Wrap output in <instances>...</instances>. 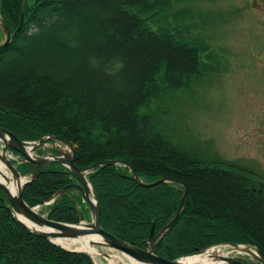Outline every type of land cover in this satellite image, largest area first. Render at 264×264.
<instances>
[{
  "label": "trees",
  "instance_id": "1",
  "mask_svg": "<svg viewBox=\"0 0 264 264\" xmlns=\"http://www.w3.org/2000/svg\"><path fill=\"white\" fill-rule=\"evenodd\" d=\"M22 1L0 0L11 33ZM169 2L26 0L22 24L0 52V125L25 140H70L80 167L119 159L144 181L174 178L144 186L123 163L90 169L100 225L119 238L144 247L152 221L158 231L173 216L185 184L183 207L158 242L159 254L172 259L222 241L264 252V176L173 139L153 104L208 70L198 38L153 26ZM41 144L36 152H53ZM11 152L19 172L29 174L33 163ZM73 180L64 165L50 163L22 196L31 206L43 204ZM81 198L65 190L46 205V216L77 222L87 206ZM7 205L0 189V264H95L86 251L34 234Z\"/></svg>",
  "mask_w": 264,
  "mask_h": 264
},
{
  "label": "rangeland",
  "instance_id": "2",
  "mask_svg": "<svg viewBox=\"0 0 264 264\" xmlns=\"http://www.w3.org/2000/svg\"><path fill=\"white\" fill-rule=\"evenodd\" d=\"M252 3L170 0L153 26L198 38L208 70L187 88L168 89L153 104L160 105L173 139L197 143L209 156L264 176V0ZM40 205L46 213L47 203ZM86 207L83 215L88 219ZM92 258L95 264H108L102 255Z\"/></svg>",
  "mask_w": 264,
  "mask_h": 264
},
{
  "label": "water",
  "instance_id": "3",
  "mask_svg": "<svg viewBox=\"0 0 264 264\" xmlns=\"http://www.w3.org/2000/svg\"><path fill=\"white\" fill-rule=\"evenodd\" d=\"M26 0L22 1L20 22L18 27L11 33L9 27L0 14V52L7 46L13 34L19 29L23 21L24 6ZM47 138H51L50 143H45ZM46 147L50 146L53 152L34 153L32 150L39 144ZM12 150H15L20 155L21 161H29L33 163L31 172L27 175L21 174L17 169L15 163L12 162ZM9 155V156H8ZM75 146L65 138L44 135L35 140H25L19 138L9 129L0 125V161L5 165L8 171L17 180V189L12 191L9 185V177L0 171V189L3 191L7 201L8 207L12 210L15 218L21 222L26 228L31 230L34 234L47 237L54 243H57L67 249L83 250L91 253L86 249L70 248L55 241L53 238L57 237H80L89 235V244L96 249L100 255L108 256L106 250H112L118 254H122L128 261H123L124 264H203L201 262H193L185 258L194 255L206 253L215 250L213 255L215 260H219L221 264H264V252L255 245L222 241L205 247L196 248L192 252L184 253L172 259L166 258L157 252L158 242L179 215L186 195L187 186L184 185V190L180 194L178 206L175 209L173 216L154 234V221L146 239L145 247H141L130 243L122 238H119L111 232L105 230L100 225V202L97 193L88 179L87 174L90 169L96 164H120L128 165L131 171V177L138 183L144 186L155 185L161 181H175L169 176H162L153 181H144L136 173L135 169L129 164L119 159H108L92 163L86 167H80L75 164ZM50 163H60L64 165L67 170L73 175L74 180L61 186L57 189L51 198L44 203H51L55 198L60 196L65 190L73 188L79 191L83 201L87 204L89 211V218L85 219L82 212H80L77 222H67L52 219L40 212L37 208L40 204L29 205L23 198L22 192L24 185L32 180H35L41 173L42 169ZM97 248V247H95ZM92 256V255H91Z\"/></svg>",
  "mask_w": 264,
  "mask_h": 264
},
{
  "label": "bare ground",
  "instance_id": "4",
  "mask_svg": "<svg viewBox=\"0 0 264 264\" xmlns=\"http://www.w3.org/2000/svg\"><path fill=\"white\" fill-rule=\"evenodd\" d=\"M0 171L2 173H4L7 177H9V180H10L9 185L11 187V190L16 191L17 180L15 179V177L12 176V174L8 171V169L5 167V165L1 161H0ZM41 206L42 205H39V207L37 208L39 211L41 210ZM53 239L55 241L63 244L66 247L86 249L87 251H89L91 253V255H94V254L100 255V253L96 250V249H99L98 246H94V248L92 246H90L89 241H88L89 235L80 236V237H57V238H53ZM95 247H97V248H95ZM210 251H208L206 253L199 254V255H194V256H191L189 258H185V260L187 261V259H189L190 261L201 262L203 264H221L222 263L221 261L215 260L213 255L210 254V253H214L215 250H213L211 252ZM106 252L108 253V256H104V258L106 259L108 264H117L119 260L125 262V258L122 254H118L117 252L109 250V249L106 250ZM133 263L134 264H140V263H135L134 261H133Z\"/></svg>",
  "mask_w": 264,
  "mask_h": 264
},
{
  "label": "flooded vegetation",
  "instance_id": "5",
  "mask_svg": "<svg viewBox=\"0 0 264 264\" xmlns=\"http://www.w3.org/2000/svg\"><path fill=\"white\" fill-rule=\"evenodd\" d=\"M250 1H251V4L253 5L252 0H250ZM257 5H258V3H257ZM260 5H261V4H260ZM258 6H259V5H258ZM164 224H165V223H164ZM164 224H163V225H164ZM163 225H162V226H163ZM162 226H161V227H162ZM161 227H160V228H161ZM158 231H159V230H158ZM158 231H155V225H154V234H156ZM159 241H160V240H159ZM144 247H145V246H144ZM157 252H158V250H157Z\"/></svg>",
  "mask_w": 264,
  "mask_h": 264
}]
</instances>
